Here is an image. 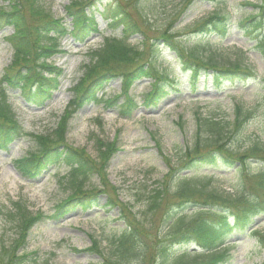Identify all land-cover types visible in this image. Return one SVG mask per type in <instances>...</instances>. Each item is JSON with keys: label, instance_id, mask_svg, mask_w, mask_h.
Wrapping results in <instances>:
<instances>
[{"label": "rangeland", "instance_id": "rangeland-1", "mask_svg": "<svg viewBox=\"0 0 264 264\" xmlns=\"http://www.w3.org/2000/svg\"><path fill=\"white\" fill-rule=\"evenodd\" d=\"M36 1L55 18H62L70 27L71 20L65 17V6L80 0ZM99 1L97 5L86 9L91 13V20L99 33L91 34L80 42L64 36L58 42V52L48 60L60 72L56 78L57 87L48 96L37 103H27L18 94V90L6 89V102L27 133L46 134L56 128L71 97V86L81 77L83 66L89 63L90 52L99 48L103 40L120 34V28H108L100 15L105 0ZM122 1L128 4L133 14L135 5L145 3L142 11L152 25V31L131 36L127 43L136 46L139 51H148V42H155L158 47L155 63L177 86L173 88L165 83V93L159 100L147 103L151 80L145 77L135 80L129 88V95L136 102V108L128 117L119 116L114 105L84 104L68 120V145L98 159L97 141L106 143L115 140L116 150L106 169L107 182L113 188L108 192L113 199L137 212L143 207L139 193L162 189L160 182L168 170L164 158L177 168L186 147L193 146L197 137V118L214 116L232 122L235 106L239 105L243 112H249V117L243 120L239 129L228 125L224 140L225 145L237 153L232 158L235 164L200 166L196 172L205 173V177L211 178L209 189L231 196L245 194L255 198L256 193L260 192L249 188L254 183L250 176L261 171L264 162L257 157L247 156V163L243 164L237 158L254 144L264 147V82L261 81L264 76V57L252 48L251 36L237 27V24L241 19L257 13L255 5L260 0L195 1L179 17L177 14L184 5L183 0ZM214 12L228 14L232 23L229 33L225 37L197 35L193 31L197 24ZM134 16L143 21L142 16ZM171 20L175 21L173 32L185 48L193 49L202 56H213L222 64L239 60L242 66L254 71L256 76L215 86L200 74L195 84L190 85L187 79L189 73L182 69L180 60L171 48L162 43L159 36ZM11 32L9 27L0 28V76L13 56L12 47L6 38ZM121 85L120 75L112 78L102 91L103 98L115 97ZM123 100L124 96L118 97L117 104ZM34 147V139L24 136L8 149L0 150V245L9 244L15 237L17 228L13 217L14 203L19 202L31 212L52 214L56 204L70 195L71 187L66 177L68 167L65 164L48 167L33 179L21 177L14 169L13 161ZM169 184L172 188L174 183ZM83 187L101 190L97 205L87 210L76 207L59 220H46L32 226L25 249L18 251L20 255L25 253L21 259L22 264H98L102 261L100 254L86 250L91 245L90 236L97 239L102 253H106L111 239L123 225L121 215L118 208L105 205L107 198L103 193L106 186L98 175H91L83 182ZM159 219L157 216L155 225L159 224ZM251 229L264 233V214L255 219L252 228L243 232L232 231L226 236L231 257L224 264H264V246L250 232ZM180 246L176 251L185 247L192 250L194 244Z\"/></svg>", "mask_w": 264, "mask_h": 264}, {"label": "trees", "instance_id": "trees-1", "mask_svg": "<svg viewBox=\"0 0 264 264\" xmlns=\"http://www.w3.org/2000/svg\"><path fill=\"white\" fill-rule=\"evenodd\" d=\"M195 1L200 0H183L184 5L177 16L182 15ZM104 2L100 15L107 20L108 28L120 27V35L105 39L101 47L91 51L89 63L84 65L81 77L71 87V98L56 128L46 134H27L6 102V89L18 90L27 103H37L56 88L59 70L46 60L58 52L59 37L70 35L76 41H82L97 31L91 13L86 9L100 1L80 0L66 5L65 13L72 25L69 29L62 19L44 10L36 0H0V28L11 27L12 33L7 36V40L13 50L12 59L0 76V149H7L22 136H31L35 147L14 160L17 172L24 178L33 179L48 167L64 163L69 168L66 177L71 187L70 195L56 204L52 214L31 212L19 202L14 203L13 217L17 230L9 244L0 245V264H22L25 253L20 255L18 251L25 249L29 230L34 224L48 219L58 220L76 207L86 210L97 205L101 190L83 187V182L93 174L98 175L106 186L103 193L107 198L105 205L118 208L123 223L111 239L106 253H102L97 239L90 236L91 245L86 250L101 255L102 261L98 264H223L231 257L226 236L232 231L243 232L251 226L256 216L264 213V168L250 176L254 183L249 188L260 192L256 193L255 198L245 194L231 196L209 189L211 178L196 171L205 165L216 167L235 164L232 158L237 153L225 145L228 133L225 129L228 125L239 129L243 120L249 117V112H243L240 106H236L232 122L214 116L198 117L197 137L193 146L186 147L177 168L164 158L168 170L160 182L162 189L139 193L143 207L137 212L113 199L108 192L113 188L107 182L106 169L116 150L115 140L106 143L97 141L98 159L73 148L66 141L68 120L83 104L105 102L117 105V97L104 99L102 95L98 96L117 75L121 76L123 83L118 95L124 96V101L117 105L118 113L123 117L129 116L135 107L129 95L130 85L135 80L142 77L152 79V88L146 100L148 103L162 96L165 83L171 87L177 86L156 65L158 47L155 42H148V51H139L136 46L127 43L131 36L152 31V25L142 11L145 3L135 5L134 14L143 18V21H139L126 2ZM255 7L258 8L257 13L238 21L237 27L251 36L253 48L264 57V0H260ZM174 24V20L168 21L159 36L162 43L171 48L180 60L182 69L189 73L187 79L190 85L195 84L200 74L215 86L256 76L239 60L222 64L213 56H202L193 49L185 48L173 32ZM231 27L228 14L214 12L201 20L193 31L202 36L214 34L223 37ZM261 81L264 82V76ZM247 156L257 157L264 162V147L254 144L237 159L246 164ZM183 171L192 173L181 174ZM169 182L174 183L172 188ZM157 216L160 218L159 224L155 225ZM252 232L264 246V233L256 230ZM189 243L200 247L201 251L188 250L187 247L176 251L182 247L180 245Z\"/></svg>", "mask_w": 264, "mask_h": 264}]
</instances>
